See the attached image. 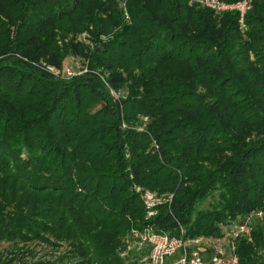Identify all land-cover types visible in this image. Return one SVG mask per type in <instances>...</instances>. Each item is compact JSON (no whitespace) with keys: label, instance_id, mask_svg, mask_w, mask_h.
<instances>
[{"label":"trees","instance_id":"trees-1","mask_svg":"<svg viewBox=\"0 0 264 264\" xmlns=\"http://www.w3.org/2000/svg\"><path fill=\"white\" fill-rule=\"evenodd\" d=\"M127 1L0 0V264H139L132 230L219 237L264 213V0L243 26L188 0ZM71 51L85 72L34 65ZM136 186L170 200L146 218ZM261 221L236 238L239 264H264Z\"/></svg>","mask_w":264,"mask_h":264},{"label":"rangeland","instance_id":"rangeland-1","mask_svg":"<svg viewBox=\"0 0 264 264\" xmlns=\"http://www.w3.org/2000/svg\"><path fill=\"white\" fill-rule=\"evenodd\" d=\"M222 6L225 7H220L216 5L215 7L208 6L204 3V0H188L189 5H194L196 6L197 9L199 10H212L211 12L215 17L221 16L223 13L226 12H237L234 8H230V5H233L234 3L238 1H243V0H237L234 2L230 1H225V0H219ZM124 2L125 1H118V8H122L123 10V20L125 24H130V26L134 25V20L130 15H127V13L124 10ZM126 2H128L126 0ZM133 2V1H132ZM134 3L136 4H144L147 6L151 11L154 9V7L159 3V0H134ZM252 0H250V7H251ZM230 6V7H229ZM169 8V6H168ZM250 9V8H249ZM247 9V11L249 10ZM107 13V11H105ZM166 12V6H164L163 10L158 14L161 16H165ZM238 14V21L240 19V14ZM245 16V15H244ZM244 19V17H243ZM239 23L243 26V21ZM72 35V34H71ZM69 35L68 37H71ZM66 37L64 38V41L68 42L69 38ZM74 40L77 42H80L81 44H84L85 46H88L90 48L93 47V43L91 40L90 34H88L86 31H78L74 35ZM100 40H106V35H102L100 37ZM60 43V42H59ZM86 57L81 55L79 52L76 51H71L66 55L65 60L63 61L62 66L56 67L50 63V61L47 59L46 55H42L39 57L38 62L34 63V65H39L40 68L45 69L49 73H53L54 75H59V73H64L66 77H70L71 74L77 73L80 74L82 72L86 71V65L87 61L85 60ZM111 93L117 98L119 97H124L127 93V88L126 85L120 87L117 90V93L111 91ZM137 124L138 122H141L139 124L140 127L138 129H143V126L148 122V117L144 116L142 114H139L137 116ZM126 124H123V127H125ZM135 191L140 194V197L143 200V203L145 205V208L147 210L146 213V218H149L153 216L156 211H155V206L160 204L161 202H165L167 200H170V196L167 198L161 197L157 195L155 192H151L147 189H143L140 186H136ZM217 193H214L213 196L207 197L202 203H200L199 208H208L211 206L213 203V200L216 199ZM245 218V222L242 225L241 221L242 219ZM262 218H264V213L261 211H252L249 214H247L244 217H238V219L225 224V225H220L221 227V232L222 236L219 237H197L195 239H190L184 241L186 246L189 249H196L200 252V248H203L204 250L210 251L213 254H216V252H222V254L229 256L232 253H235V240L236 238L240 236H245L247 237L248 240H250V233L249 230L253 229V227L257 224L260 225L262 222ZM154 232L151 228H146L142 232H136V231H130V233L125 236V244H127L126 249L130 250H136L137 253L144 251L147 247L148 249L146 250L147 254H140L139 257V264H150L149 260V252H150V244L147 241V237ZM181 239V238H180ZM3 246H6L7 243H3ZM38 253L42 254V251L44 249H40V246H37ZM125 249V250H126ZM46 250V249H45ZM51 251V249H50ZM49 253V252H48ZM123 255V254H122ZM211 255V256H212ZM237 256V255H236Z\"/></svg>","mask_w":264,"mask_h":264},{"label":"built area","instance_id":"built-area-1","mask_svg":"<svg viewBox=\"0 0 264 264\" xmlns=\"http://www.w3.org/2000/svg\"><path fill=\"white\" fill-rule=\"evenodd\" d=\"M204 3L211 7H225L219 0H204ZM230 6L240 14L239 21L242 22L250 8V0L238 1ZM147 241L150 244V264H239L234 253L226 256L222 252H216L205 260L198 250L189 249L182 239L166 233H153L147 237Z\"/></svg>","mask_w":264,"mask_h":264},{"label":"crops","instance_id":"crops-1","mask_svg":"<svg viewBox=\"0 0 264 264\" xmlns=\"http://www.w3.org/2000/svg\"><path fill=\"white\" fill-rule=\"evenodd\" d=\"M200 254L203 259L208 260L210 259L212 253L210 251L204 250L203 248H200Z\"/></svg>","mask_w":264,"mask_h":264}]
</instances>
